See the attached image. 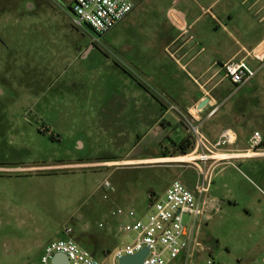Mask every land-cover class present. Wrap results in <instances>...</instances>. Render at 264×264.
<instances>
[{"label": "rangeland", "instance_id": "rangeland-1", "mask_svg": "<svg viewBox=\"0 0 264 264\" xmlns=\"http://www.w3.org/2000/svg\"><path fill=\"white\" fill-rule=\"evenodd\" d=\"M73 1L0 0V264H39L44 247L63 238L67 225L96 259L108 261L119 243L114 208L143 215L150 192L195 180L174 163L189 160L182 155L155 166L119 162L176 151L181 111L187 116L179 105L159 121L157 100L170 103L184 81L160 50L146 47L157 37L151 15L132 29L122 23L99 36L73 24ZM263 15L249 39L264 33ZM216 40L220 57L226 37L219 32ZM160 58L164 66L156 67ZM256 66L251 83L220 103L233 115L223 129L235 130L237 140L222 151L234 156L216 169L211 196L233 203L199 223V239L222 264H264V156L235 157L245 155L255 132L264 139V63ZM136 92L155 108L135 110Z\"/></svg>", "mask_w": 264, "mask_h": 264}, {"label": "built area", "instance_id": "built-area-1", "mask_svg": "<svg viewBox=\"0 0 264 264\" xmlns=\"http://www.w3.org/2000/svg\"><path fill=\"white\" fill-rule=\"evenodd\" d=\"M135 7L134 0H74L71 7L72 20L77 28L85 30L87 27L102 36L126 19ZM259 70L251 67L246 60H231L223 65L224 76L233 85L234 93L248 85ZM217 110L213 109L209 116ZM200 111L194 108L187 116L181 113L192 135L193 147L188 154L182 155L190 157L188 161L174 162L184 170L192 171L195 178L192 186L188 182L175 180L163 194L150 192L147 210L143 215L132 208H114L111 216L117 219L115 232L119 243L109 253L108 261L96 259L77 242L72 226L67 225L63 229V238L44 247L39 264H53V256L58 253L67 255L71 264H120L122 257L135 255L145 248L148 254L143 264H222L215 259L214 248L199 239V223L215 201L211 190L216 169L227 164L234 156L223 154L222 151L224 147L236 144L237 134L232 128H225L216 142L210 141L203 132L204 119L198 117ZM262 142L260 132L252 134L246 153L252 152L253 156L243 158L263 155L260 152ZM104 186L107 190L112 189L108 182ZM186 216L189 218L187 225ZM104 226L103 223L99 224L100 228Z\"/></svg>", "mask_w": 264, "mask_h": 264}, {"label": "crops", "instance_id": "crops-1", "mask_svg": "<svg viewBox=\"0 0 264 264\" xmlns=\"http://www.w3.org/2000/svg\"><path fill=\"white\" fill-rule=\"evenodd\" d=\"M134 1L136 2L135 9L114 28L125 23V30L127 27L132 29L133 26L139 23V19L144 14L151 15L150 17L153 19L152 26L157 37L152 43L147 44L146 47L160 50L168 60L179 68L181 82H185L181 84V93L176 94V97L170 103L164 104L157 100V107L160 106L162 108V117L159 121H162L172 111H176L179 105L188 114L193 112L194 108L198 109V106L205 99H209V103L200 111L198 117L204 119L203 132L206 137L210 141L216 142L221 134L223 125L231 122L232 120L230 119L233 116L226 107L220 108V103L227 102L234 93L233 85L224 76L223 65L231 60H246L249 65L253 66L255 63H264V49L259 51L264 45V33L249 39V36L253 33L251 25L254 26L255 20H257L256 16L264 13V0H202L204 4L200 0ZM249 3L251 4L248 5ZM254 9H256V12L252 14ZM262 21H264V15L259 22ZM219 32L226 37L227 52H222L221 56L217 57L219 51L216 46V37ZM207 40L208 44H206ZM129 47L135 50L138 49V45L134 43H131ZM197 48L199 50L195 53ZM155 66H164V63L161 60ZM259 68L260 66H256V69ZM163 70L162 67L159 68V71ZM155 76H158V74L155 73L154 76L150 77L156 79ZM189 85H193L194 90ZM135 96L133 104L135 110H137L139 105L142 106L144 104L155 108L154 102L150 99H147V102L145 100L142 101V96H139L138 92L135 93ZM172 107H175V109H172ZM216 108H218L216 113L209 116L210 112ZM181 113L183 112L181 111ZM220 113L221 115L217 120L216 117ZM224 115L231 117L229 119L226 117L227 119L224 121L222 119ZM181 125L180 139H174V142L182 141L186 137L191 139L192 137L187 125ZM261 151L264 153L262 148L260 149ZM259 156H264V154ZM163 159H169V157L157 154L119 162L125 167H141L155 166V164L160 162L159 160ZM149 162L151 163L150 165H145V163ZM188 184L192 186L190 181H188ZM213 197L217 200V197ZM213 209L214 205L204 217L205 220H209Z\"/></svg>", "mask_w": 264, "mask_h": 264}, {"label": "water", "instance_id": "water-1", "mask_svg": "<svg viewBox=\"0 0 264 264\" xmlns=\"http://www.w3.org/2000/svg\"><path fill=\"white\" fill-rule=\"evenodd\" d=\"M262 49H264V45L259 51H261ZM208 103H209V99H205L198 106V110H203L207 106ZM147 254H148V249L145 248L142 251L136 253L135 255L122 257L120 259V264H143V260ZM52 263L53 264H71L68 256L63 253L55 254L53 256Z\"/></svg>", "mask_w": 264, "mask_h": 264}, {"label": "trees", "instance_id": "trees-1", "mask_svg": "<svg viewBox=\"0 0 264 264\" xmlns=\"http://www.w3.org/2000/svg\"><path fill=\"white\" fill-rule=\"evenodd\" d=\"M193 147V142L192 140L189 138V137H186L185 139H183L182 141H180V143H178L176 145V148L177 150L176 151H169V150H163L161 152V154L163 155V157H177L179 155H185V154H188L191 149ZM78 242V241H77ZM80 244L85 247L86 249H88L91 253H92V250L90 248V246L82 243L80 241ZM110 252H108L107 254H109Z\"/></svg>", "mask_w": 264, "mask_h": 264}, {"label": "flooded vegetation", "instance_id": "flooded-vegetation-1", "mask_svg": "<svg viewBox=\"0 0 264 264\" xmlns=\"http://www.w3.org/2000/svg\"><path fill=\"white\" fill-rule=\"evenodd\" d=\"M262 145H264V139H263ZM224 202H227L228 204H232L233 200L228 199L225 196H220V198H217V200L214 201V204H213L214 209L211 212V216L209 217V220H211L216 214L222 211Z\"/></svg>", "mask_w": 264, "mask_h": 264}, {"label": "bare ground", "instance_id": "bare-ground-1", "mask_svg": "<svg viewBox=\"0 0 264 264\" xmlns=\"http://www.w3.org/2000/svg\"><path fill=\"white\" fill-rule=\"evenodd\" d=\"M240 156H253L252 152L251 153H248L246 155H236L235 157H240ZM221 157H228V156H224V155H221ZM190 158V157H189ZM185 161H188V160H185ZM162 162H165V161H162ZM174 162H181V161H174Z\"/></svg>", "mask_w": 264, "mask_h": 264}]
</instances>
